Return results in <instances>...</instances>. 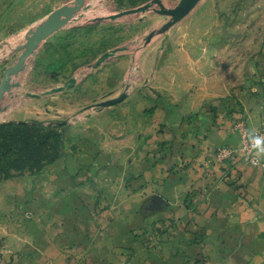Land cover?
Returning <instances> with one entry per match:
<instances>
[{
  "label": "rangeland",
  "instance_id": "374dc122",
  "mask_svg": "<svg viewBox=\"0 0 264 264\" xmlns=\"http://www.w3.org/2000/svg\"><path fill=\"white\" fill-rule=\"evenodd\" d=\"M75 1L5 0L1 6L0 0L4 8L0 10V86L38 25ZM189 1L85 0L39 44L21 70L9 75L0 99L1 230L51 227L48 214L58 196H50L49 184L56 171L64 181L68 177L99 186L93 189L99 199L86 205L85 216L92 224L88 251L64 258L63 264H130L131 259L152 252L174 256L173 247L179 244L205 245L208 225L214 224L208 211L214 173L206 171V184L200 189L194 184L186 190L172 189L173 194L184 191L183 202L176 204L161 188V170L176 177L191 166L175 145L178 133L185 134L182 126L187 122L194 126L195 121L199 125L201 116L240 137L236 146L218 145L211 164L223 167L239 158L264 168L260 157V164L252 162L249 142L250 132L264 136V123L259 122L264 114V0H196L181 14ZM146 4L145 11L111 17ZM163 9L177 12L166 14ZM110 52L114 53L96 64ZM61 86L65 88L53 91ZM123 92L127 96L122 101L97 106ZM145 117L153 121L150 129ZM131 118L142 123L137 130L129 127ZM170 119L171 129L181 124L178 133L167 130ZM113 130L115 141L104 136ZM89 149L97 155L105 150L96 167L84 157ZM141 152L145 154L140 156ZM134 155L144 161L142 166L132 162ZM145 160L156 176L147 180V186L137 187L134 182L145 178ZM135 166L136 172L130 171ZM60 190L69 191L67 186ZM40 194L45 199L42 204L36 203ZM153 195L163 202H146ZM19 215H27L26 220ZM35 215H42V223ZM221 219L225 224L217 234L224 237L225 225L237 223L235 210L225 208ZM23 241L25 248L6 253L7 260L0 253L2 263L53 264L45 251L34 248L35 235L26 234ZM195 249H190L193 259L177 261L208 264L209 255Z\"/></svg>",
  "mask_w": 264,
  "mask_h": 264
},
{
  "label": "crops",
  "instance_id": "0c3cea01",
  "mask_svg": "<svg viewBox=\"0 0 264 264\" xmlns=\"http://www.w3.org/2000/svg\"><path fill=\"white\" fill-rule=\"evenodd\" d=\"M4 3L5 0H2L1 6H3ZM1 6L0 10L4 11V8ZM168 106L171 107L172 105ZM204 116L208 117L210 114ZM171 120L173 119L168 120V125L170 126L167 130H173L178 133L181 124L179 123L176 128L172 127L171 129L173 123ZM198 122L199 125H197L195 121L193 123L194 126H189V122H187L186 127L182 126L181 129L185 134L183 136L180 132L178 133L180 136L177 135L179 139L178 143L175 145L176 148L180 149L177 154L181 155L183 160L186 163L189 162L191 166L184 167L182 172L176 177L164 175L165 171L161 170L160 185L163 191L165 189L166 192L164 193H170L175 203L180 204L185 197V195H183L184 191L182 193H177V191H175L176 194H173L172 189L183 187V189L186 190L189 189L192 184L200 189L206 184L204 176L206 171L209 169L214 173L212 177H214L213 179H215L216 182L211 192V200L208 201L210 205L208 211H212L210 214L211 219L209 220L214 221V224L210 222L208 225L209 235H207L205 240L206 243L205 245L201 243L187 247L183 246L184 244H179V247H173L175 249L174 253H177L174 256L170 254L169 256L165 255L166 257L158 256L156 253L152 252L151 255L147 254L140 260L138 259L139 257H135L133 260L131 259L129 261L130 264H181L177 261L180 257L182 260L185 258L188 260L194 258L190 250L192 248H196L195 250L209 255V257H207L208 262H206L208 264H264V168L252 166L247 162L240 161L239 158L230 163H225L222 165L223 167H216L211 164L210 159L213 157L214 151L218 145L228 143L236 146L240 143V137L238 134H232L227 126L220 127L215 124L211 117L205 118L201 116ZM259 122H261V124L264 123V114L261 116ZM152 123V119L145 117L144 124L146 129H150L148 126H151ZM138 124L141 125L142 123L136 121V118H131L129 127L137 130ZM112 132L115 133L114 130L109 131V133H106L104 136H107V139L109 138L111 141H115L118 137H115ZM99 135L101 136L103 133ZM133 135L136 136V131ZM137 139L138 137H135L133 143V147L136 146V148L137 145H139V140ZM147 144L148 145L145 146V152L149 148V142ZM145 152H141L142 154L140 156H143ZM86 156L88 162L96 167L98 163L104 159L106 154L105 150L104 153L97 155L89 149L84 157ZM133 157L134 159H132V162H136L135 165L142 166V164H144V161L138 159L139 155H134ZM260 158L264 161V157ZM202 163L204 165H202ZM147 165L145 160V170L143 171L145 173V178H141L140 180L137 179L134 182L135 186L138 187L139 184L144 183L145 186H147L148 179L154 181L156 176L153 173L154 169L151 165ZM138 166H135L136 168H131V166L129 169L130 171L136 172ZM56 170L58 169L56 168ZM112 170L113 168H109V171ZM119 170L122 169L120 168ZM51 178L53 180H50L49 184L51 190L50 196L54 194L58 196L56 200L51 203L52 210L48 214L52 215L51 227L37 228L33 231L28 230L26 232L25 230H12V232H9L5 227L1 230V224L0 236L5 238L4 240L2 237L4 241H2V245H0V253L4 255L1 256L2 258H7L8 255H6V253L8 252L15 253L23 250L27 245L23 241L26 234L29 236L35 235L37 242L34 243V248L37 249L40 247V249L45 251L48 255L46 258L49 263L63 264L64 258H66L67 261V257L73 256L76 253L86 255V251H88L89 248L87 245V237L92 226L91 222H88V218L85 216L86 209L87 211L89 209L86 208V205L91 201L95 202L96 199H99L97 194L93 191L95 186H99L86 183L85 181L68 180V177L65 179L66 181H64L56 171L51 175ZM157 179L159 180V176H157ZM65 186L69 189L66 193L60 190ZM114 187H116V185ZM170 190L171 192H169ZM142 191L141 189V193H143ZM43 198L44 196L40 194L36 203L42 204L45 202ZM197 200L202 201V195L200 193H197ZM137 202L138 199L135 200V203ZM146 202H152L151 198ZM225 208L232 209L233 211L235 210L237 223L232 222L229 225L226 224L222 232L224 233V237H222L221 233L217 234V229L225 224V221H223L224 219H221ZM181 213H184L182 209ZM218 215H220L219 218L217 217ZM19 216L22 220H26L27 218V215ZM34 217L42 223V215H35ZM212 225L215 227H212ZM222 252H226L225 256H222ZM187 253L188 255L191 254L190 257H186ZM1 260L0 264H6L2 263ZM13 262H17V259ZM36 263L37 262H35V264ZM17 264L23 263L19 261ZM182 264L185 263L183 262Z\"/></svg>",
  "mask_w": 264,
  "mask_h": 264
},
{
  "label": "water",
  "instance_id": "95a60500",
  "mask_svg": "<svg viewBox=\"0 0 264 264\" xmlns=\"http://www.w3.org/2000/svg\"><path fill=\"white\" fill-rule=\"evenodd\" d=\"M195 1L196 0H190L185 5V8L180 11V13L181 14L185 13L186 10L190 9L193 6ZM84 2H85V0H76L74 5L62 6L59 9L55 10L53 13H51V15L44 22H42L40 25H38V27L35 29V31L31 35V37L27 41V43L24 45V47H25L24 51L20 55L18 62L14 66H12L6 70L5 79L0 86V99L2 98L4 91L8 87L7 81H8L9 75L21 70L24 66L25 60L32 54V52L39 46V44L44 39H46L51 33H53L58 28H60L63 24H65L69 20V18L73 15L74 11L77 10L78 8H80ZM154 2L160 3V0H154ZM148 8H149V4H146V5L141 6L139 8L123 11V12H121L117 15H113L111 17L114 18V17H119V16L124 15V14L134 13V12H138V11H145ZM163 12L166 14H174L177 11L174 9H163ZM153 36H154V32L150 33V35H148V37L146 38V41L149 42ZM113 53L114 52L104 54L96 64H100L101 61L105 60L107 57H109ZM64 88H65L64 86L57 87V88L53 89V91H61ZM126 96H127V92H123L121 95H119L116 98L108 99V100H105V101L98 103L97 106L106 107V106L116 104V103L122 101ZM152 201L154 203L160 204L163 202V198L159 195H153Z\"/></svg>",
  "mask_w": 264,
  "mask_h": 264
},
{
  "label": "clouds",
  "instance_id": "9594fccd",
  "mask_svg": "<svg viewBox=\"0 0 264 264\" xmlns=\"http://www.w3.org/2000/svg\"><path fill=\"white\" fill-rule=\"evenodd\" d=\"M249 142L254 156L256 158L264 157V136L256 135L250 132Z\"/></svg>",
  "mask_w": 264,
  "mask_h": 264
},
{
  "label": "built area",
  "instance_id": "2783aa9c",
  "mask_svg": "<svg viewBox=\"0 0 264 264\" xmlns=\"http://www.w3.org/2000/svg\"><path fill=\"white\" fill-rule=\"evenodd\" d=\"M229 153L231 154V151L228 152L226 155H228ZM254 161H255V162H254ZM252 162H253L254 164H256V165L261 163V162H260V159H259V158H256V157H253V158H252Z\"/></svg>",
  "mask_w": 264,
  "mask_h": 264
},
{
  "label": "trees",
  "instance_id": "16d2710c",
  "mask_svg": "<svg viewBox=\"0 0 264 264\" xmlns=\"http://www.w3.org/2000/svg\"><path fill=\"white\" fill-rule=\"evenodd\" d=\"M20 125H21V126H26V124H25V123H21ZM145 209H146V208H145Z\"/></svg>",
  "mask_w": 264,
  "mask_h": 264
}]
</instances>
